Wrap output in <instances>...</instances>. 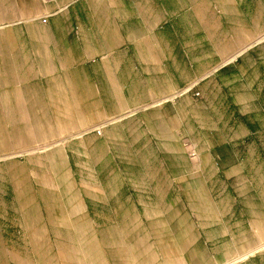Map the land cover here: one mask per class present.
Returning a JSON list of instances; mask_svg holds the SVG:
<instances>
[{"label": "crops", "instance_id": "1", "mask_svg": "<svg viewBox=\"0 0 264 264\" xmlns=\"http://www.w3.org/2000/svg\"><path fill=\"white\" fill-rule=\"evenodd\" d=\"M261 106L264 0H0V152L77 167V216L149 217L144 202L239 181L226 154L264 134L230 115L263 121ZM243 196L195 228L202 262L162 264H264V208Z\"/></svg>", "mask_w": 264, "mask_h": 264}, {"label": "rangeland", "instance_id": "2", "mask_svg": "<svg viewBox=\"0 0 264 264\" xmlns=\"http://www.w3.org/2000/svg\"><path fill=\"white\" fill-rule=\"evenodd\" d=\"M238 114L230 115L231 127L244 125L264 134V120L241 121ZM253 140L258 141L251 138L246 150L226 154L229 171L239 181L199 184L196 197L181 201L174 196L164 202H144L149 217L77 216L76 202L71 205L78 193L69 187L77 186V167L71 169L60 153L46 150L0 152L4 159L0 160V264H162L175 258L202 262L204 251L192 244L196 235L198 241L210 236L195 228L207 226L211 211L221 210L224 201L240 199L242 194L251 207L260 198L264 208V136L261 146ZM182 146L190 163L199 164L197 146L186 138ZM226 187L229 195H222ZM159 208L167 215L152 216Z\"/></svg>", "mask_w": 264, "mask_h": 264}, {"label": "built area", "instance_id": "3", "mask_svg": "<svg viewBox=\"0 0 264 264\" xmlns=\"http://www.w3.org/2000/svg\"><path fill=\"white\" fill-rule=\"evenodd\" d=\"M47 2H52V1H55V0H46ZM188 148H189V146H187ZM190 156H191V158H193V159H196V153L195 152H190Z\"/></svg>", "mask_w": 264, "mask_h": 264}]
</instances>
